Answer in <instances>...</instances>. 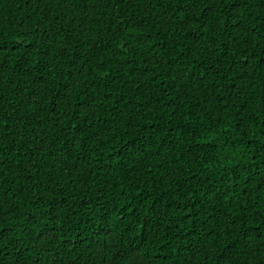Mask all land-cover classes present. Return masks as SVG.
I'll list each match as a JSON object with an SVG mask.
<instances>
[{
  "label": "trees",
  "instance_id": "trees-1",
  "mask_svg": "<svg viewBox=\"0 0 264 264\" xmlns=\"http://www.w3.org/2000/svg\"><path fill=\"white\" fill-rule=\"evenodd\" d=\"M0 264H264V0H0Z\"/></svg>",
  "mask_w": 264,
  "mask_h": 264
}]
</instances>
